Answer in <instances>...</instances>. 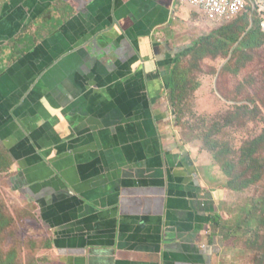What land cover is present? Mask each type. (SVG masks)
I'll return each mask as SVG.
<instances>
[{
    "label": "crops",
    "instance_id": "crops-1",
    "mask_svg": "<svg viewBox=\"0 0 264 264\" xmlns=\"http://www.w3.org/2000/svg\"><path fill=\"white\" fill-rule=\"evenodd\" d=\"M210 23L177 0H0V150L48 237L33 264H237L169 89Z\"/></svg>",
    "mask_w": 264,
    "mask_h": 264
},
{
    "label": "rangeland",
    "instance_id": "rangeland-1",
    "mask_svg": "<svg viewBox=\"0 0 264 264\" xmlns=\"http://www.w3.org/2000/svg\"><path fill=\"white\" fill-rule=\"evenodd\" d=\"M219 28L215 25L195 38L197 42L213 36L198 46L207 53L199 49L181 58L177 70L186 82L185 91L172 110L183 141L194 144L213 161L217 172L211 177L213 188L224 194L219 215L226 227H232L224 240L234 242L237 264H264V226L245 217L248 207L255 217L261 214L256 200L264 193V145L255 154L258 162L263 160L259 183L236 191L228 187L232 177L222 167L231 162L233 176L243 175L247 149L264 135V41L259 48L245 49L233 59L232 50L227 57H220L224 50L217 48L218 39L223 37ZM0 154L4 152L0 150ZM7 172L0 173V256L12 253L15 264H33L48 237L32 204L14 191ZM254 175V170L248 171L242 178Z\"/></svg>",
    "mask_w": 264,
    "mask_h": 264
},
{
    "label": "trees",
    "instance_id": "trees-1",
    "mask_svg": "<svg viewBox=\"0 0 264 264\" xmlns=\"http://www.w3.org/2000/svg\"><path fill=\"white\" fill-rule=\"evenodd\" d=\"M247 12V14H245ZM261 20L257 17V15L253 16L251 19V8L249 7L247 11H245L242 15L234 19L233 21H230L229 23H224L220 26L219 29H221V33L223 34L222 38H219L217 41V48L219 50H224L223 55L219 54L220 57H227L229 53L232 50L233 56L232 59L238 54L243 53L245 49H256L259 48L262 45V42L264 41V33L261 30L260 27ZM210 39H213V36H208L201 38L197 42H195L193 45L187 47L183 51L177 54V62L175 63V66L173 68V71L171 72L170 81H169V89L171 90V104L172 107L176 105L177 100L183 97V93L185 91V85L186 82L183 80L182 76L178 74L177 66L181 60L182 57L188 55L191 52L198 51L200 48L198 46L200 44H206L207 41H210ZM236 45V47L233 49V47ZM202 53H207L206 48H201L199 50ZM245 109H248V107H245ZM264 145V135L260 136L256 140H254L251 143V148H248L245 154V158H247V162H244L243 165H246L247 168L243 170V175H235L232 174V168L234 167V164L230 163H224L222 165L224 172L231 176L232 179L228 182V187H231L232 189L239 191V189L243 190L244 188L249 187L250 184L259 183L262 180V176L260 175V169H262V162L263 160L260 159V162H258L257 158H255V154L257 153V150L260 148V146ZM0 158L3 160V164H0V173L5 172L8 168V165L6 163V157L4 154H0ZM260 163V164H259ZM264 165V164H263ZM254 170V178H249L248 180L245 178H242L245 176L248 171ZM245 179V180H242ZM257 206L261 204V214L256 217L254 214H256L253 209L247 208L245 211V217L246 221H249L251 219L252 221H258L261 225L264 226V193L261 195L257 200ZM263 213V214H262ZM222 216L219 214L211 217V223H212V233L215 235L223 236L226 238L229 234H231L232 227L224 225L222 223ZM223 229L227 230V233H223ZM261 230H258L257 235L260 236ZM212 234V235H213ZM1 255V254H0ZM13 254H8L5 257L0 256V264H15Z\"/></svg>",
    "mask_w": 264,
    "mask_h": 264
},
{
    "label": "built area",
    "instance_id": "built-area-1",
    "mask_svg": "<svg viewBox=\"0 0 264 264\" xmlns=\"http://www.w3.org/2000/svg\"><path fill=\"white\" fill-rule=\"evenodd\" d=\"M181 4L195 7L208 22L221 26L233 21L251 8V19L253 16L261 20L260 27L264 33V0H177Z\"/></svg>",
    "mask_w": 264,
    "mask_h": 264
}]
</instances>
